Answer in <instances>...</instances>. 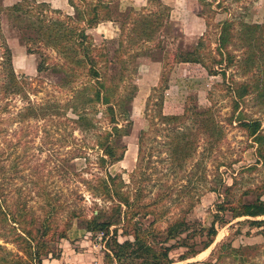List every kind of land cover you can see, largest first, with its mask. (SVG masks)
<instances>
[{"label": "trees", "instance_id": "1", "mask_svg": "<svg viewBox=\"0 0 264 264\" xmlns=\"http://www.w3.org/2000/svg\"><path fill=\"white\" fill-rule=\"evenodd\" d=\"M67 1L73 12L65 14L46 0H19L12 5L0 0V145L25 146V132L33 120L41 122L47 132L55 124H63L70 126V134L80 130L93 137L92 145L71 148L61 161L63 165L84 161L76 175L92 196L94 209L90 216L72 210L70 218L106 238L105 264H200L192 259L213 245L218 228L242 217L264 238V199L260 195L251 202L233 198L235 183L227 184L220 172L226 162L210 164L216 161L227 125L234 123L257 145L258 157L264 158L263 121L243 108L252 94L264 105V23L256 29L243 15L226 18L217 25L214 50H203L204 38L199 37L195 45L186 49L179 45L172 51L174 63H200L210 75L220 74L224 79L234 66L243 79L231 77L225 86L232 97V110L225 119L215 105L202 108L194 96L187 98L182 113L166 114L163 95H150L145 111L148 127L139 133L137 164L127 182L110 167L123 160L127 151L124 138L133 125L138 92L132 80L138 68L134 61L145 51L160 47V40L152 42L164 31L168 45L179 40L176 31L166 27L171 7L162 0H150L156 1L158 10L130 7L123 11L115 6L116 0ZM5 13L11 16V27L27 53L39 56L36 76L15 70L2 25ZM104 22L119 25L121 33L98 46L89 30ZM115 42L118 46L111 53L106 46ZM128 42L139 46L130 49ZM240 45L243 51L239 55L231 47ZM47 72L57 79L55 84L44 80ZM166 73L163 69L161 82ZM9 135L14 139L8 140ZM2 151L0 148V264H43L55 253L57 240L67 236L68 226L57 221L63 205L48 201V210L39 218L21 196L8 198L6 175L18 166L6 169ZM20 157L23 155L17 159ZM86 174L89 176H83ZM204 192L222 196L207 223L192 216ZM178 249L183 252L175 258ZM261 253L264 244L241 247L229 241L213 249L212 257L203 263L258 264L254 258Z\"/></svg>", "mask_w": 264, "mask_h": 264}, {"label": "rangeland", "instance_id": "2", "mask_svg": "<svg viewBox=\"0 0 264 264\" xmlns=\"http://www.w3.org/2000/svg\"><path fill=\"white\" fill-rule=\"evenodd\" d=\"M19 0H5V4H14ZM51 2L53 8L61 9L63 13L73 12L67 0H46ZM133 0H116L115 6L120 10L134 7L137 11L158 10L156 1L152 3L147 0L144 6L133 5ZM162 2L172 9L173 6ZM181 8L175 12L182 16L186 10V1H177ZM196 10L202 16L207 25V30L201 37L204 38L203 50H214L219 36L218 23L226 18H238L244 16V20L257 29V26L264 23V0H197ZM7 13L2 15V25L8 44L12 48L13 62L18 74L36 76L37 54H29L26 47L21 43L17 30L11 27ZM171 21V14L166 22L167 28H173L179 40L168 45L170 41L166 32L156 35L152 44L159 40L160 47H154L145 51L134 61L138 65L137 71L133 74L132 80L138 85V92L133 102L132 119L133 125L127 129V136L124 140L127 144V151L123 160L110 167L112 173H120L128 182L130 174L137 164L138 136L142 129L148 127V120L145 115L149 96L158 97L161 94L164 98L163 111L166 114L182 113L186 100L194 96L202 108H209L213 105L219 110L222 118L230 115L232 110V97L225 88L228 80L235 77L242 80L240 71L232 67L227 71L224 79L220 74L210 75L200 63H174L172 51L179 45L186 49L195 45L199 38L187 42L181 28ZM164 29V28H163ZM93 35L95 43L99 46L104 39L119 38L121 30L119 25L113 22H104L89 30ZM125 38V37H124ZM237 42L239 40L235 39ZM126 41V38H125ZM134 42V41H133ZM118 43H110L106 46L113 53ZM128 48L136 50L139 45L128 42ZM241 45L232 46L235 53L241 54ZM53 56L56 53L51 52ZM153 54L161 61L153 60ZM239 57V56H238ZM168 61V62H167ZM166 66V67H165ZM167 70L166 77L161 82V73ZM25 71V72H23ZM43 78L49 84H55L56 78L50 73H43ZM45 93V92H44ZM44 93H41L42 96ZM18 104L22 105L21 102ZM244 110L253 118H261L263 121L264 133V105L255 94L247 97L243 104ZM152 113V111H150ZM70 116L75 115L68 113ZM31 126L25 132V146L14 148L1 144L5 159L3 160L6 169L11 166H18L6 175L4 183L8 198L20 197L28 203V206L39 218L44 216L48 210V201L57 202L63 205L58 213V224L67 227V236L57 240L54 254H50L43 260V264H53L62 260H72L77 264H105V253L108 251L106 238H100L101 233H91L83 228L77 218H70L72 210L85 215H91L94 209L92 196L85 190L81 178L76 175L77 170L83 166V160H73L62 164V159L67 158L71 148H78L80 145H92L93 137L80 130L70 134V126L66 128L63 124H55L52 131H44L40 126L41 122H30ZM227 135L218 145L216 161L210 164H217L224 161L227 165L220 167L227 184L235 183L232 193L233 198H240L244 201H254L259 195L264 199V158L257 155V145L247 136L245 131L234 123L227 125ZM13 135L8 140L14 139ZM18 155H23L17 159ZM213 166V165H212ZM214 167V166H213ZM89 176V175H83ZM82 196V197H81ZM222 196L215 192H204L200 202L193 211L194 219L202 222H210L215 202ZM101 203V202H100ZM247 217L233 219L230 224L219 227V233L213 245L202 251L192 260L203 261L210 259L213 249L225 242L232 241L233 245L246 247L248 244H264V238L259 234V229L251 227L243 221ZM125 237H121L123 240ZM10 247H13L10 245ZM183 249L174 251L173 256H178ZM54 256V257H52ZM258 264H264V254L261 253L254 258ZM175 264H180L177 262Z\"/></svg>", "mask_w": 264, "mask_h": 264}, {"label": "crops", "instance_id": "3", "mask_svg": "<svg viewBox=\"0 0 264 264\" xmlns=\"http://www.w3.org/2000/svg\"><path fill=\"white\" fill-rule=\"evenodd\" d=\"M163 1L174 7L171 12V21H174L173 25L176 23L181 28V31L184 34L187 42H191V40L204 35L205 31L207 30V25L205 19L196 10L195 5L197 0H184L186 1V10L183 12L182 16H177L175 13L176 11H181V3L179 5L177 3L179 0ZM131 3L141 7L147 3V0H133Z\"/></svg>", "mask_w": 264, "mask_h": 264}, {"label": "built area", "instance_id": "4", "mask_svg": "<svg viewBox=\"0 0 264 264\" xmlns=\"http://www.w3.org/2000/svg\"><path fill=\"white\" fill-rule=\"evenodd\" d=\"M100 238H102V233L99 234ZM53 264H77L76 262L72 261V260H62V261H58L56 263H53Z\"/></svg>", "mask_w": 264, "mask_h": 264}]
</instances>
